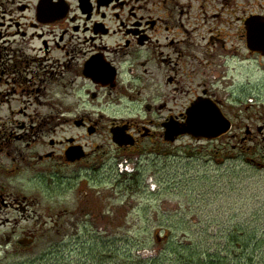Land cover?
Segmentation results:
<instances>
[{
  "label": "flooded vegetation",
  "instance_id": "flooded-vegetation-1",
  "mask_svg": "<svg viewBox=\"0 0 264 264\" xmlns=\"http://www.w3.org/2000/svg\"><path fill=\"white\" fill-rule=\"evenodd\" d=\"M251 26L264 0H0V264L117 246L119 156L192 139L167 132L199 101L232 122L209 143L264 144L236 77L264 66Z\"/></svg>",
  "mask_w": 264,
  "mask_h": 264
},
{
  "label": "rangeland",
  "instance_id": "rangeland-1",
  "mask_svg": "<svg viewBox=\"0 0 264 264\" xmlns=\"http://www.w3.org/2000/svg\"><path fill=\"white\" fill-rule=\"evenodd\" d=\"M241 74L250 93L245 102L253 105L245 110V123L263 126L264 66L247 60L245 73L236 74L239 80ZM260 142H248L243 159L239 152L224 156L221 143L193 139L167 145L159 153L119 156L117 163L139 159V171L118 179L117 246H100L91 238L78 245L75 240L62 251L24 254L23 264H209L213 259L264 264ZM99 226L91 220L90 227ZM248 234L253 238L247 239ZM233 235L240 242H232Z\"/></svg>",
  "mask_w": 264,
  "mask_h": 264
},
{
  "label": "water",
  "instance_id": "water-1",
  "mask_svg": "<svg viewBox=\"0 0 264 264\" xmlns=\"http://www.w3.org/2000/svg\"><path fill=\"white\" fill-rule=\"evenodd\" d=\"M250 31L249 47L252 50L264 48V37H260L258 29L251 26ZM230 129L231 122L224 118L217 107L199 101L191 109L187 122L182 125H172L168 129L167 139L168 141H175L178 135L188 133L198 141L203 139L214 140L226 134Z\"/></svg>",
  "mask_w": 264,
  "mask_h": 264
},
{
  "label": "trees",
  "instance_id": "trees-1",
  "mask_svg": "<svg viewBox=\"0 0 264 264\" xmlns=\"http://www.w3.org/2000/svg\"><path fill=\"white\" fill-rule=\"evenodd\" d=\"M221 149H222L221 151H222V153H223L224 156H228V155H234V154H236V152L232 151V149H231L230 146H224V145H223ZM231 235H232V234H231ZM246 238H247V239H251V238H253V235H252V234H248ZM229 239H230L232 242H234V243H238V242H240V238H239V236H235V235H233V236H230ZM130 257H131V256H130ZM224 260H225V259H220V260H214V259H213L212 261H209L208 263H209V264H223Z\"/></svg>",
  "mask_w": 264,
  "mask_h": 264
},
{
  "label": "built area",
  "instance_id": "built-area-1",
  "mask_svg": "<svg viewBox=\"0 0 264 264\" xmlns=\"http://www.w3.org/2000/svg\"><path fill=\"white\" fill-rule=\"evenodd\" d=\"M120 168H121V171H122V172H123V171L131 172V171L133 170V168H132L129 164H127V163H122V164L120 165Z\"/></svg>",
  "mask_w": 264,
  "mask_h": 264
},
{
  "label": "snow or ice",
  "instance_id": "snow-or-ice-1",
  "mask_svg": "<svg viewBox=\"0 0 264 264\" xmlns=\"http://www.w3.org/2000/svg\"><path fill=\"white\" fill-rule=\"evenodd\" d=\"M195 118V117H194Z\"/></svg>",
  "mask_w": 264,
  "mask_h": 264
}]
</instances>
